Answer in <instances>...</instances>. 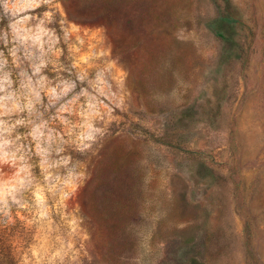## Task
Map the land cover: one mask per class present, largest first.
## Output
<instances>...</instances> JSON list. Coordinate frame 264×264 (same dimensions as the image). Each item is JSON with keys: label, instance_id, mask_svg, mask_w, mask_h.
I'll list each match as a JSON object with an SVG mask.
<instances>
[{"label": "rangeland", "instance_id": "374dc122", "mask_svg": "<svg viewBox=\"0 0 264 264\" xmlns=\"http://www.w3.org/2000/svg\"><path fill=\"white\" fill-rule=\"evenodd\" d=\"M85 1L0 0V241L16 264H264V0H117L120 48L67 17Z\"/></svg>", "mask_w": 264, "mask_h": 264}, {"label": "trees", "instance_id": "16d2710c", "mask_svg": "<svg viewBox=\"0 0 264 264\" xmlns=\"http://www.w3.org/2000/svg\"><path fill=\"white\" fill-rule=\"evenodd\" d=\"M66 1L72 3L74 1L76 2L77 0ZM111 1L113 3L110 2L106 4H97L95 0H86L85 2L92 3L88 4L90 6L84 5L86 7V15H80V13L76 11L71 12L68 10H66V14L69 19H81L85 21L78 22H86L91 25L103 27L108 35L113 38V41L116 43L117 48H120L122 46V41L118 40L120 38L119 35L124 33L127 26L131 28L134 25L135 21H132L131 18H135V16H127L125 10L120 5V2H118L117 0ZM223 1L227 4V6H229L228 0ZM137 22L138 21H136V23ZM235 22L236 19L231 13L226 12L225 9L223 11L219 9L217 15L209 19L206 26L223 43L232 45L235 44L232 35V33H234ZM141 26L143 25L139 24L140 32L142 31ZM0 264H16L15 259L13 258L11 245L7 241V239H3V241H0ZM190 264L201 263H199L196 259H191Z\"/></svg>", "mask_w": 264, "mask_h": 264}]
</instances>
